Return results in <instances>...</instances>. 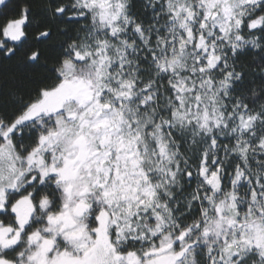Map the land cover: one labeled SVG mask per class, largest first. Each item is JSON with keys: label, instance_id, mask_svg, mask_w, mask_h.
Masks as SVG:
<instances>
[{"label": "snow or ice", "instance_id": "6c2138e0", "mask_svg": "<svg viewBox=\"0 0 264 264\" xmlns=\"http://www.w3.org/2000/svg\"><path fill=\"white\" fill-rule=\"evenodd\" d=\"M0 0V264H264V0Z\"/></svg>", "mask_w": 264, "mask_h": 264}, {"label": "trees", "instance_id": "16d2710c", "mask_svg": "<svg viewBox=\"0 0 264 264\" xmlns=\"http://www.w3.org/2000/svg\"><path fill=\"white\" fill-rule=\"evenodd\" d=\"M16 0H9V7H14ZM13 76H19V73L12 66L0 67V91H6L13 86Z\"/></svg>", "mask_w": 264, "mask_h": 264}]
</instances>
